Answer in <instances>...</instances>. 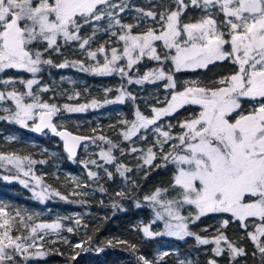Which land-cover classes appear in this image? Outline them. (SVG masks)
<instances>
[{
	"label": "snow or ice",
	"instance_id": "6c2138e0",
	"mask_svg": "<svg viewBox=\"0 0 264 264\" xmlns=\"http://www.w3.org/2000/svg\"><path fill=\"white\" fill-rule=\"evenodd\" d=\"M194 9L203 14L195 22H185L184 17ZM130 10L132 5L128 0L120 3L113 0H0V102H10L14 106L0 108L7 113L0 116V120L36 133L49 129L63 140L70 160L76 157V149L82 142L105 141L109 147L101 150V159L114 165L116 172L125 177L131 169L113 155L118 144L112 139L103 135H73L54 123V117L62 110L84 112L89 107L101 106L100 103L93 99L90 104H64L61 109L56 103L41 98V93L51 89L41 86L38 75L47 65L79 68L99 75L118 73L123 79L143 58L156 61L158 67L145 71L137 79L129 78L127 82L141 85L163 81L170 98H165L162 107H151V115L146 116L137 108L134 120L121 121L126 128L121 133L125 141L137 136L141 130L144 134L139 138L146 143L147 133L155 135L146 150L131 148L132 153L141 152L142 164L138 167L170 172L166 183L143 194L142 200L154 213V219L137 230L147 239L163 235L179 240L193 237L198 245H214L211 249L214 258L207 264H218L215 257L224 255L228 256L229 264H240L238 258L247 256L245 247L229 239L224 231L236 221L244 231L239 239L251 241L255 249L252 255L256 256L258 252L261 264H264V0H160L147 8L135 7L137 23L122 22L121 14ZM102 21H106V26ZM86 28L91 29L90 34H84ZM101 32L118 37V41L123 42L122 50L109 47V41L93 49ZM157 42L162 44V49L158 50ZM72 44L85 59L55 64L51 54H62V49ZM101 56L103 63L99 59ZM85 60L95 64L86 65ZM224 61L231 62L235 71L212 81L211 86L199 81H187L178 86L176 73L206 70L210 65ZM8 70H15L17 75H8ZM19 73L30 74L31 78ZM126 95L135 100L121 86L116 99H105L104 103H123ZM72 98L68 97L69 100ZM189 105L199 106L200 110L178 122L179 131H173L177 125L169 123L165 129L160 123L163 118ZM119 151L125 155L124 149ZM44 162L15 153H0V167L12 165L25 177L30 175L32 165ZM88 164L103 168L107 179L114 178V173L96 160L86 161V168ZM148 174L145 172V179ZM87 175L91 180L100 178L98 171L89 170ZM15 178L3 177L6 181ZM32 179L36 185H42L40 177L33 176ZM19 182L29 186L24 179ZM132 183L135 185V181ZM77 187L88 185L78 182ZM100 191L105 190L101 187ZM71 194L88 195L83 191ZM116 195L121 199L129 198L125 191ZM33 196L42 203L53 196L74 202L50 185L42 186L40 191L33 189ZM6 207L0 206V264H27L30 259L51 254V250H42L43 241L49 230L59 233L63 227L61 222L33 224L30 223L33 221L31 215L25 218L16 212L13 216ZM113 207L119 206L114 203ZM135 207L140 208L142 204L137 201ZM208 214H228L211 238L201 236L190 227ZM157 221H163L164 231L152 230L151 226ZM80 223L77 218L75 224ZM14 230L20 234L13 235ZM66 230L72 233L75 229L67 227ZM91 239L82 243L88 244ZM64 242L68 241L65 239ZM116 243L127 245L125 250L134 254L138 251L137 245L128 241ZM107 245L115 246L112 241ZM73 247L81 248L82 245L78 243ZM20 255H23V261L16 259ZM78 255L75 253L69 259L75 260ZM167 255V252L160 253L154 259L138 255L137 261L138 264H162ZM178 264L186 262L179 260Z\"/></svg>",
	"mask_w": 264,
	"mask_h": 264
},
{
	"label": "rangeland",
	"instance_id": "374dc122",
	"mask_svg": "<svg viewBox=\"0 0 264 264\" xmlns=\"http://www.w3.org/2000/svg\"><path fill=\"white\" fill-rule=\"evenodd\" d=\"M113 2L120 3L121 0H113ZM159 2L160 0H128V3L132 5V10L126 14H121L123 18L122 22L137 23L134 19L136 16V12L134 11L135 7L147 8L149 4H157ZM202 14L199 9L190 10L184 17V21L195 22ZM101 23L106 26V21H102ZM133 31L136 32L139 29H133ZM90 32L91 29L86 28L84 34H90ZM105 41H109V47L114 46L120 50L123 48V42H119L118 37H112L109 34L101 32L97 35V39L92 45L93 49ZM157 44L159 45L158 50L162 49V44L160 42H157ZM51 58L55 64L62 63L65 60L85 59L83 53L75 44L63 48L62 54L52 53ZM99 59L103 63V57L101 56ZM85 63L86 65L95 64L91 60H85ZM121 63H126V61H121ZM140 63L144 65L141 72H137V65H135L132 70H128V77L123 79L118 73L99 75L91 71H80L79 68H56L47 65L43 66L44 70L38 75L41 86H47L51 89L49 92L41 93V98L49 103H56L61 109H63L64 104L79 106L81 104H90L93 99H96L100 103L101 106L96 108L89 107L84 112L70 113L62 110L54 117V123L57 124L58 128H64L73 133L83 134L89 137L103 135L112 139L118 144V148L113 149V155L118 158L119 163L131 169L130 172L125 173L126 178L121 177L116 172L114 165L107 164L101 159V150H107L109 147L105 141L99 139H96L95 142L92 140L86 141L81 145L76 157L70 160L62 149L61 141L58 137L51 134L49 130L46 129L43 133H36L29 129L21 128L14 123L0 120V153H15L21 157L28 156L38 162L45 161L42 164L36 163L32 165V171L28 177L23 176L22 173H18L12 165L0 167V206L6 205V211L13 216L16 212H19L25 218L31 215L33 221L30 223L33 224L59 221L63 225L59 233L48 231L43 241L44 248L42 250H45L50 245H60L62 248L60 247L59 249L61 251L59 249L58 251L67 253V257H70L76 250L73 246L80 243L79 240L73 238L74 235H80V225H76L75 220L80 218L82 221L84 218L90 217V221H93L91 223L94 224L95 222L92 219L93 216L91 213L88 214L78 209L81 203L80 201L86 196L72 195L71 193L73 191H83L87 192L88 195L95 194L98 196L101 192V185L109 179L105 176L103 168L98 169L92 164H88L86 168V161L96 160L98 164L112 171L117 178L115 188L117 187L116 190L118 192L125 191L129 194V197L131 193L135 192L138 196L142 207L136 208L134 204L137 211L133 226L137 232L142 235L137 229L150 224L151 220L154 219V213L143 202L142 196L162 182L166 183L170 179V172L165 169L149 171L147 166L139 168L138 165L142 164V160L139 159L141 152H131L132 147L146 150L147 147L151 146V143L155 140L153 133H147V143L139 138L140 135L144 134L143 130L129 141H125L121 135L126 130L125 126L121 124L122 120H134L137 108L144 115H151V107H162V102L168 97V92L163 87V81H157L156 83L145 82L141 85L135 83L129 84L127 82L129 78L133 80L137 79L145 71L158 67L156 61L147 58H143ZM233 71H235V66L229 61H224L210 65L206 70H185L176 73L175 79L178 86H183L187 81H199L202 85L211 86L212 81L218 80L222 76L230 75ZM8 75L16 76L17 73L15 70H8ZM19 75L25 76V78H31L30 74L19 73ZM121 86H123L126 93H130L135 97V100L129 99L126 95L123 103L105 104V99H116ZM106 89H111V91H106ZM76 93H79L78 97ZM69 96L73 98L69 100ZM3 107L14 106L10 102H0V108ZM245 108H248L247 104H245ZM199 110V106H185L172 116L163 118L160 123L165 129L169 123L177 125L173 129L174 132H177L179 131L178 122L189 118L194 113H198ZM5 115L7 113L0 111V116ZM93 129H95V132H93ZM8 137H15V139L9 140ZM58 146L61 147V150H59ZM119 149H124L125 155H121ZM25 168L27 169V162H25ZM89 170L98 171L100 178L98 180L89 179L87 175ZM145 172H149L146 179ZM4 176L16 178L6 181L3 179ZM33 176L40 177L42 185H36L35 180L32 179ZM20 179L28 181L29 186L25 187L22 185L19 182ZM132 181H135V185ZM78 182L81 185L87 184L88 187H77ZM48 185L52 189H56L68 196L69 201L74 202L62 201L58 197L53 196L45 199L42 203L34 198L33 189L40 191L42 186ZM52 199H56L59 204H63L64 202L71 204L61 206L54 204ZM69 217L71 219H67ZM227 218L228 214H208L201 217L199 221L194 225H190V227L192 231L199 233L201 236L211 238L216 234V230L220 228L221 221ZM67 227H73L75 229L74 232L69 233L66 230ZM151 228L153 231H164L163 221H157ZM224 231L229 239L235 240L241 246L245 247L247 253L254 250L251 241L239 239L244 235V231L239 228L238 222H231ZM19 234L15 230L13 231V235ZM40 234L43 235V233ZM65 239L68 241L67 243L64 242ZM144 239L154 241V248L151 256L147 257L148 259H154L160 253H168L164 257L162 264H178L179 260H184L186 264L188 261H191L192 264H207L209 259L214 258V254L211 251L214 245H198L193 237H186L184 240H179L176 237L163 235L156 236L152 239ZM53 241L55 242L53 243ZM37 242L40 243L39 240ZM225 257L228 256L215 257V259H217L218 264H224L228 261ZM16 259L23 261V255L17 256ZM38 259L42 258L30 259L27 264H37Z\"/></svg>",
	"mask_w": 264,
	"mask_h": 264
},
{
	"label": "trees",
	"instance_id": "16d2710c",
	"mask_svg": "<svg viewBox=\"0 0 264 264\" xmlns=\"http://www.w3.org/2000/svg\"><path fill=\"white\" fill-rule=\"evenodd\" d=\"M143 68L144 65L139 63L137 72H141ZM58 148L61 150L60 146ZM116 181L117 178L114 176L113 179L101 185L105 191H101L98 196L95 194L88 195L82 199L85 203H80L78 209L88 214L91 213L95 222L94 224L91 223L93 221H90V217L84 218L79 226L80 235L73 236L82 245L81 248H76L74 251V254L79 253L76 259L70 260L67 257V253H63V255L57 254L61 253L58 251L61 247L60 245H50L46 247L45 251L51 250V254L38 259L37 264H53V262L55 264H138V255L151 256L154 241L144 239L133 226L137 211L134 204L136 201H141L135 192L131 193L128 199L118 197L116 195L118 192L116 190L117 187L115 188ZM52 200L54 204L61 206L71 204L65 202L59 204L56 199ZM114 203L119 207L114 208ZM89 237L92 238L90 243H82L87 241ZM120 240L136 244L138 251L134 254L131 250H125L127 245L116 243ZM108 241H112L115 246H108ZM98 248L103 250L97 251ZM253 251L248 252L245 257H239L240 264H261L259 253L257 252L256 256H253ZM225 258L228 261L224 264H229V258Z\"/></svg>",
	"mask_w": 264,
	"mask_h": 264
},
{
	"label": "water",
	"instance_id": "95a60500",
	"mask_svg": "<svg viewBox=\"0 0 264 264\" xmlns=\"http://www.w3.org/2000/svg\"><path fill=\"white\" fill-rule=\"evenodd\" d=\"M62 129H64V128H62ZM46 130V129H45ZM47 130H49V129H47ZM67 130V129H66ZM67 131H69V130H67ZM49 132L51 133V134H53L50 130H49ZM69 132H71V131H69ZM73 135H79V136H86V135H83V134H77V133H73V132H71ZM54 135V134H53ZM56 137H58V136H56ZM87 137H89V136H87ZM58 139L61 141V143H62V149L64 150V152L68 155V153L66 152V150H65V148H64V142H63V140L60 138V137H58ZM86 142V141H85ZM85 142H82L78 147H77V149H76V153H78V151H79V149H80V147H81V145L83 144V143H85ZM77 155V154H76Z\"/></svg>",
	"mask_w": 264,
	"mask_h": 264
}]
</instances>
